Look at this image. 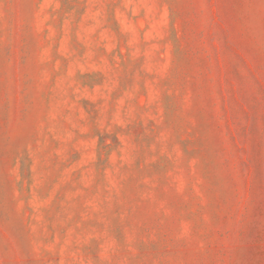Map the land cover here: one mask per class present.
<instances>
[{
	"label": "rangeland",
	"instance_id": "374dc122",
	"mask_svg": "<svg viewBox=\"0 0 264 264\" xmlns=\"http://www.w3.org/2000/svg\"><path fill=\"white\" fill-rule=\"evenodd\" d=\"M0 264H264V0H0Z\"/></svg>",
	"mask_w": 264,
	"mask_h": 264
}]
</instances>
